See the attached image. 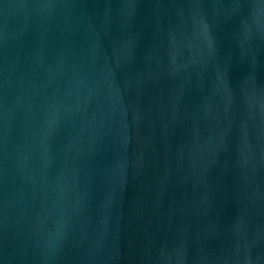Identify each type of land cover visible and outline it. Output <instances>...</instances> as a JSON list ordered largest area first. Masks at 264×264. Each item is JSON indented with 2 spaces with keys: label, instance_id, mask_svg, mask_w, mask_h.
<instances>
[{
  "label": "water",
  "instance_id": "obj_1",
  "mask_svg": "<svg viewBox=\"0 0 264 264\" xmlns=\"http://www.w3.org/2000/svg\"><path fill=\"white\" fill-rule=\"evenodd\" d=\"M0 264H264V0H0Z\"/></svg>",
  "mask_w": 264,
  "mask_h": 264
}]
</instances>
